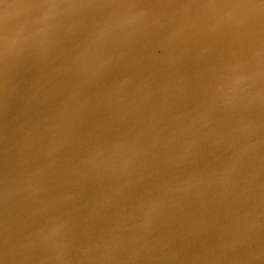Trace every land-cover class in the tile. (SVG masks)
Listing matches in <instances>:
<instances>
[{
  "label": "water",
  "instance_id": "1",
  "mask_svg": "<svg viewBox=\"0 0 264 264\" xmlns=\"http://www.w3.org/2000/svg\"><path fill=\"white\" fill-rule=\"evenodd\" d=\"M109 68L69 133L27 106L39 70ZM0 264H264V0H0Z\"/></svg>",
  "mask_w": 264,
  "mask_h": 264
},
{
  "label": "bare ground",
  "instance_id": "2",
  "mask_svg": "<svg viewBox=\"0 0 264 264\" xmlns=\"http://www.w3.org/2000/svg\"><path fill=\"white\" fill-rule=\"evenodd\" d=\"M103 28L100 23L97 22V19L94 18L89 22H85L84 26L80 29L75 28L70 30L63 38L62 43L58 47L65 48L67 50H82L81 45L74 43L76 39H90L92 37H101ZM254 33L245 34L241 38L233 39L229 46L226 45V49L235 48L241 44L247 42L248 38L251 37ZM128 37V35L126 36ZM257 36L251 37L256 38ZM133 45H136L133 44ZM97 50V51H96ZM94 53H109V52H126L139 55H148L155 53H161L160 49L156 46H153L147 42H139L135 48L128 49H116L113 47H92V50H87ZM165 60H158L163 65H170L172 56L168 51H165L163 54ZM193 61L199 63L203 61L200 58V55L193 53ZM185 63L186 57L182 58ZM212 60V59H211ZM205 63L209 62L208 59L204 61ZM106 78L109 81H114L120 77L117 69H100L94 76L88 73H79V72H62V71H52L50 69L39 70L23 84L26 88H31V93L28 90L27 95L31 98L27 106H32L38 114H42L46 117L47 126H60L64 131L69 133L73 130L77 124L88 114L94 110V106L88 100L89 91L92 90L95 86V83L98 78ZM24 91V89H23ZM38 92L35 94L33 92ZM56 108V109H54ZM62 108L66 111L65 114L58 109ZM42 110V111H40ZM50 111V113H45ZM58 117V118H57ZM58 119L62 120L61 123H57ZM27 125L25 123H20ZM68 137L69 135L66 134ZM43 144L48 145H57L59 141L55 138H50L45 141H41ZM136 154L143 155L141 153L146 151L145 147L142 146H131ZM127 147L126 149H128ZM125 149V148H124ZM126 149L124 151H126Z\"/></svg>",
  "mask_w": 264,
  "mask_h": 264
}]
</instances>
